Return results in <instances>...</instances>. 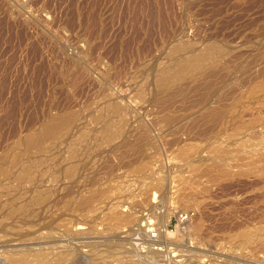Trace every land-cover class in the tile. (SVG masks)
<instances>
[{
    "label": "rangeland",
    "instance_id": "rangeland-1",
    "mask_svg": "<svg viewBox=\"0 0 264 264\" xmlns=\"http://www.w3.org/2000/svg\"><path fill=\"white\" fill-rule=\"evenodd\" d=\"M157 206L264 264V0H0V264H131Z\"/></svg>",
    "mask_w": 264,
    "mask_h": 264
},
{
    "label": "built area",
    "instance_id": "built-area-1",
    "mask_svg": "<svg viewBox=\"0 0 264 264\" xmlns=\"http://www.w3.org/2000/svg\"><path fill=\"white\" fill-rule=\"evenodd\" d=\"M160 211L163 208L141 214L139 222L130 228L129 250L139 264H188L189 256L168 233L170 225L166 226V232L159 226ZM173 217L178 227L186 225L190 219L189 215L181 212H175ZM185 241L192 245L191 237Z\"/></svg>",
    "mask_w": 264,
    "mask_h": 264
},
{
    "label": "bare ground",
    "instance_id": "bare-ground-1",
    "mask_svg": "<svg viewBox=\"0 0 264 264\" xmlns=\"http://www.w3.org/2000/svg\"><path fill=\"white\" fill-rule=\"evenodd\" d=\"M59 119L57 120V126H59L58 124H59ZM53 127H55V125L53 126ZM40 140H41V138H40ZM36 141V140H35ZM39 141V140H38ZM36 144V143H35ZM31 145H33V144H31ZM153 202H155V201H153ZM156 204V203H155ZM159 207H157V209H158ZM159 209H161V208H159ZM163 211H160V214L162 213ZM164 214V213H163ZM170 214L171 213H168V214H166V218L168 219L169 218V216H170ZM159 217H160V215H159ZM159 217H158V223H159ZM162 229H163V231L164 232H166V226L167 225H165V223H164V225L163 226H161V225H159ZM168 233L170 234V233H172V232H170V231H168ZM17 254V253H16ZM20 254V253H19ZM41 255V254H40ZM64 255H67V254H64ZM63 255V256H64ZM22 256V255H21ZM20 256V257H21ZM43 256V255H42ZM15 258V257H14ZM32 258V257H31ZM30 258V259H31ZM25 260H28V259H25V258H23V257H21V258H19V259H15L14 261H13V264H27L26 263V261ZM35 260V259H34ZM36 261V260H35ZM38 261V260H37ZM41 261V260H40ZM29 263V262H28ZM36 263V262H35ZM34 264V263H33ZM43 264V263H42ZM131 264H139L137 261L136 262H131Z\"/></svg>",
    "mask_w": 264,
    "mask_h": 264
}]
</instances>
